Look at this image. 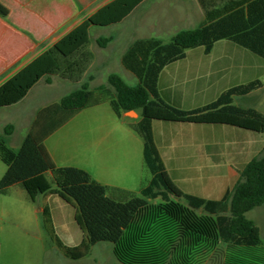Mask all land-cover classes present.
<instances>
[{"label": "trees", "instance_id": "16d2710c", "mask_svg": "<svg viewBox=\"0 0 264 264\" xmlns=\"http://www.w3.org/2000/svg\"><path fill=\"white\" fill-rule=\"evenodd\" d=\"M143 0H113L88 20L51 46L39 60L46 80L59 76L80 82L95 55L89 48V25H110L122 21ZM205 18L196 27L181 29L168 42L157 37L134 41L122 63L138 78L128 83L111 72L107 83L90 89L89 82L65 94L60 101L39 110L21 147L14 150L7 136L8 124L0 136V158L7 165L0 179V193L20 185L32 200L40 194H57L75 208V220L84 237L80 244H65L55 229L49 206L43 210L42 225L64 254L72 259L87 256L92 245L109 241L121 264H203L222 244L228 247L261 243L260 227L246 213L264 204V147L245 163L235 184L220 199L206 198L181 189L170 176L156 145L152 121L226 123L264 132V114L234 102L262 86L260 79L232 86L216 100L195 109H182L164 101L159 92L161 71L183 59L187 50L204 46L210 52L216 41L229 39L264 59V0H199ZM8 8L0 2V16ZM113 38L99 37L105 47ZM31 84L0 89V104L20 99ZM108 101L119 117L141 110L131 123L143 139V155L151 178L141 192L108 186L87 170L59 166L52 159L45 140L80 110ZM112 190L114 195H108Z\"/></svg>", "mask_w": 264, "mask_h": 264}, {"label": "crops", "instance_id": "0c3cea01", "mask_svg": "<svg viewBox=\"0 0 264 264\" xmlns=\"http://www.w3.org/2000/svg\"><path fill=\"white\" fill-rule=\"evenodd\" d=\"M112 1L113 0H0L9 10V14L6 18L0 16V89L6 85L12 86L13 88H21L22 86L31 84L20 99L8 104H0V116L9 110L11 112L23 111V114L18 117L20 121L19 125L18 122L16 123L15 121L0 123V136L4 135L5 128L8 124L14 125L12 133L7 136V142L14 150H18L21 147L39 110L49 104L60 101L64 95L60 97L59 100L50 101L49 104L41 105L42 107L40 108H33L32 111L26 110L24 106L29 104L40 94L41 97H44L41 101L47 102L46 100H49L52 94L50 92L51 88L48 87L58 83L55 78H58L62 85L70 81L55 75L52 76V81L48 82L46 80L47 74L43 72L44 67L42 63H39V60L47 53L51 46L65 38L85 23L91 15ZM133 15L138 16L141 22H145L148 19H150L151 22H155V25L151 28L158 31L164 28L167 29L172 24H191L196 20H199L201 23L205 18L204 10L199 0H143L123 20ZM93 25L94 24H90L88 29L90 42V30ZM193 27V25H185V27L177 29L176 33L181 29ZM109 36L112 37V35ZM188 50L186 57L183 59L188 58ZM94 55H96L95 52ZM94 60L95 57L93 61ZM180 60L166 66L173 67V71L171 70L166 74V77L164 76L166 78L164 83H161V80L166 67L160 73L158 82L159 92L162 99L167 103L186 110L195 109L198 108V106L183 107L180 104L189 101L192 97L196 98L199 94H205L207 90L211 96L215 94L219 96L224 90L232 86L260 79L262 81L261 87L245 96H236L234 102L242 107L256 108L264 114V100L262 102L258 96V93L264 89V80L260 77L262 76L261 74H264V63L261 62L259 58L247 52L245 47L228 39H220L215 42L210 52H206L205 48H199L197 52L194 53V57H192L190 61H187L188 63H180L176 66H172ZM170 81L173 82L167 85ZM202 87L205 89L202 90ZM213 87L216 89L214 90ZM214 100L216 99H212L211 102ZM136 112L137 117L133 119H138L141 116V110H136ZM126 115L127 112L124 113L125 117ZM155 121H159V119H154L152 121V128L154 139L163 162H167V159H178L180 154L184 152H194V156L204 162H248L254 156L258 155L264 147V139H261L258 134H246L245 131L262 132L231 124L206 123L211 125H222L221 131L226 138L224 142L221 141L220 143L204 137L212 131L210 130L211 128H200L196 126L186 127L184 123H189L191 125L195 123L184 121L163 122L157 124L158 126L156 127ZM170 122H175L180 126L177 129L175 126H172L173 124H168ZM18 126H24L26 128V133L21 138H15ZM55 133L57 132L52 133L45 140L48 152L57 165L72 166L70 164L59 163L62 162L58 155L60 145L57 140H52ZM132 138H134L136 142V154H138L139 157V152L143 150V146L137 138L133 136ZM227 166L228 165H225L224 167L226 168ZM80 168L90 172L88 167L80 166ZM4 171H6L5 168L0 167V174ZM238 178L239 175L236 169L230 167V169L228 168L225 170V175H223L222 178L224 183L220 186V192L225 193L228 188H231L235 184ZM230 182H233V185H230ZM117 187L119 186L117 185ZM0 194L2 195V193ZM12 194H15V196L20 195L25 198L22 200V205L14 216L23 228L29 227L31 221H36V212L43 211L45 206H49L55 229L58 231V223L54 208L51 201H49V199H55V194H45L46 198L43 199L35 209L30 206V203L32 201L36 203L38 196L35 200H32L28 192L26 194L24 188L20 185L11 186L9 191L3 195L12 196ZM56 202H58V200H56ZM0 213L10 215L11 210L1 208ZM83 237L84 234L81 241L69 246L80 244ZM61 255L64 259L79 260L66 256L62 250Z\"/></svg>", "mask_w": 264, "mask_h": 264}, {"label": "rangeland", "instance_id": "374dc122", "mask_svg": "<svg viewBox=\"0 0 264 264\" xmlns=\"http://www.w3.org/2000/svg\"><path fill=\"white\" fill-rule=\"evenodd\" d=\"M193 23L172 24L167 29L164 28L158 31L151 28L155 25V22H151L150 19L141 22L138 16L133 15L110 25H93L90 30L91 42L89 48L96 55L95 60L89 66L82 80L80 82L68 81L62 85L58 78H55L58 83L48 87L51 88L50 92L52 94L50 99L46 100L47 102L41 101L44 97H41L40 94L24 108L32 111L33 108H40L42 107L41 105L49 104L50 101H57L63 95L80 88L82 82L88 80L90 75L94 77L89 82L92 90L97 89L101 84L107 83L108 75L111 72L120 74L130 84H136L138 82L137 76L126 69L122 63V57L128 47L138 39L152 36L168 42L175 35L177 29L185 27V25H193L195 27L200 22L196 20ZM109 35L114 38L105 47H102L97 39L100 36L108 37ZM199 48L202 49L204 46L192 47V49L188 50L187 59H182L172 66L190 61ZM245 50L264 63L262 57L247 48ZM172 68L171 66L166 67L161 83L165 82L166 74L171 70L173 71ZM261 75V79L264 80V74ZM172 82L170 81L167 85ZM204 89L202 87V90ZM213 89L215 90L216 88L213 87ZM217 96L218 94L211 96L207 90L205 94H199L196 98L192 97L189 101H185L180 105L183 107H194V105L202 107L211 102L212 99H217ZM258 96L263 102L264 89L258 93ZM132 111L134 113L128 111L126 117H119L112 109L110 103L104 101L77 112L63 126L57 129L55 131L57 133L53 135L52 140H57L60 145L58 155L62 162L59 163L88 167L91 172L89 173L103 184L108 186L116 185V187L118 185L121 188H126L138 195H142V184L145 179L151 178V172L145 165L143 150L139 152V157L136 154V142L132 136L137 138L142 146L143 139L131 126V123L140 119H133L137 117V112L135 110ZM22 114L23 111L11 112L9 110L0 116V123L15 121L19 125L18 117ZM163 122L168 121H155V126L157 127V124ZM168 124H173L172 126L177 129L180 126L175 122ZM184 124L186 127L211 128L210 130L212 131L204 137L220 143L225 141L226 136L221 131L222 125L206 123ZM245 132L246 134H258L261 139H264V132L257 133L249 130ZM25 133L26 128L18 126L15 138H21ZM164 163L173 180L184 191L206 198L220 199L224 195V192H220V186L224 183L222 178L225 175V170L230 169V167L234 168L239 175L246 162H204L195 157L194 152H184L180 154L178 159H167V162ZM225 165H228L227 169L224 167ZM0 167L5 168V170L7 168L1 158ZM1 173L0 179L5 171ZM229 184L233 185V182ZM25 192L27 194L26 190ZM108 195H114L111 189L108 191ZM45 198V194L38 195L36 203L32 201L30 206L34 209L37 208V205ZM24 199L20 195L5 196L0 194V211L1 208L11 210L10 215L0 213V264H121L116 259L112 243L109 241H101L92 245L91 252L79 260L64 259L61 255V249L43 228V211L36 212V221H31V225L27 228H23L19 221L15 219L14 216ZM49 201L53 205L57 219V233L65 244H77L81 241L83 234L75 221L74 207L57 194H55V199H49ZM246 216L260 227L261 243L252 247L237 246L231 248L222 244L203 264H264V204L249 210Z\"/></svg>", "mask_w": 264, "mask_h": 264}, {"label": "bare ground", "instance_id": "6f19581e", "mask_svg": "<svg viewBox=\"0 0 264 264\" xmlns=\"http://www.w3.org/2000/svg\"><path fill=\"white\" fill-rule=\"evenodd\" d=\"M130 113H134L133 111H130Z\"/></svg>", "mask_w": 264, "mask_h": 264}, {"label": "water", "instance_id": "95a60500", "mask_svg": "<svg viewBox=\"0 0 264 264\" xmlns=\"http://www.w3.org/2000/svg\"><path fill=\"white\" fill-rule=\"evenodd\" d=\"M132 111V110H131Z\"/></svg>", "mask_w": 264, "mask_h": 264}]
</instances>
